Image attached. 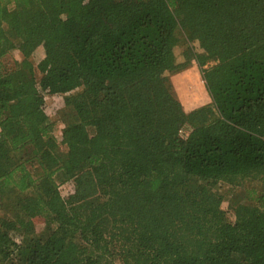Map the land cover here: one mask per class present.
<instances>
[{"label": "trees", "instance_id": "obj_1", "mask_svg": "<svg viewBox=\"0 0 264 264\" xmlns=\"http://www.w3.org/2000/svg\"><path fill=\"white\" fill-rule=\"evenodd\" d=\"M0 264H264V0H0Z\"/></svg>", "mask_w": 264, "mask_h": 264}, {"label": "rangeland", "instance_id": "obj_2", "mask_svg": "<svg viewBox=\"0 0 264 264\" xmlns=\"http://www.w3.org/2000/svg\"><path fill=\"white\" fill-rule=\"evenodd\" d=\"M203 50L204 49L200 40L194 36L181 40L175 46V53L177 56V60L180 63L182 69L176 73L167 72L165 74V76L167 78H170V80L172 81L178 98L180 99L185 110L188 112L212 102V99L206 89L205 81L203 79L200 67L195 58V53L202 52ZM21 58H22V53L20 49H14L11 54V59H21ZM44 58H45V50L43 46H40L35 51L33 55V59L35 63L38 64ZM38 76L40 77L41 74L38 73ZM195 82L197 83V85L194 84ZM198 86L203 87V89L205 90V96H206L205 101H202L197 105L191 106L190 101L191 99H193L192 97L193 93H196L198 91L199 89ZM65 106L66 103H65L64 95L46 94L45 110L49 114V116L53 117L54 119L57 118V120H59L56 129V136L59 142L61 143L60 150L63 152L64 150H66V146L63 143L65 123L62 120H60V116H61V111L66 108ZM190 129H191V125H187L186 127H184V130L183 132H181V135L183 137H186ZM36 173L40 174V169H36ZM241 186L248 187L249 184L242 182ZM216 189L224 197V202L222 204V207L225 210L228 218L231 221H235L237 214L231 208V199L233 198V192H234L233 188L226 183H220L218 184ZM60 191L67 202L71 203L73 201L74 188L71 182L61 184ZM36 223H37L36 224L37 231H41L44 229L43 219L37 218Z\"/></svg>", "mask_w": 264, "mask_h": 264}, {"label": "built area", "instance_id": "obj_3", "mask_svg": "<svg viewBox=\"0 0 264 264\" xmlns=\"http://www.w3.org/2000/svg\"><path fill=\"white\" fill-rule=\"evenodd\" d=\"M181 132H183V130Z\"/></svg>", "mask_w": 264, "mask_h": 264}, {"label": "bare ground", "instance_id": "obj_4", "mask_svg": "<svg viewBox=\"0 0 264 264\" xmlns=\"http://www.w3.org/2000/svg\"><path fill=\"white\" fill-rule=\"evenodd\" d=\"M203 82V81H202Z\"/></svg>", "mask_w": 264, "mask_h": 264}]
</instances>
